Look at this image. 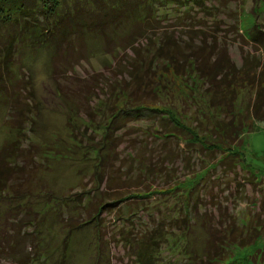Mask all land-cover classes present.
I'll return each instance as SVG.
<instances>
[{"label":"rangeland","instance_id":"rangeland-1","mask_svg":"<svg viewBox=\"0 0 264 264\" xmlns=\"http://www.w3.org/2000/svg\"><path fill=\"white\" fill-rule=\"evenodd\" d=\"M120 11L113 16L112 26L82 33V40L74 47L75 55L70 60L75 63L69 71L89 83L78 95L57 93L63 78L57 83L52 76L51 46L28 41L16 45L18 52L11 56L8 69L14 82L5 86L10 92L13 84L22 98H28L32 112L25 135H21L16 131L19 123L5 116L6 105L0 101V147L13 133L19 134L22 147V155L15 162L19 169L11 171L15 174L9 176L0 197V264H15L8 256L9 242L14 243V254L17 246L31 251L33 234L27 223L38 218L44 222V247L52 253L51 259L63 253L62 264H94L98 237L97 264H129L123 237L156 223L161 224L163 239L158 264H189L193 253L204 252L209 232L230 214L252 238L250 243L231 247L224 262L264 264V120H254L252 127L241 133L239 143L233 145L237 150L235 164L229 162L231 166L224 169L223 164L216 163L203 174L207 168L201 171L200 147L188 151L189 161L184 165L183 154L178 151L184 145L182 137L162 135L167 120L162 111L124 115L114 128L107 129L109 111L104 102L110 97L109 88L98 84L120 75L115 59L122 65L127 54L115 53V44L133 27L141 26L144 17L150 19L152 27L146 28L150 38L166 30L185 39L182 29H191L195 48L201 38L196 31L203 29L208 44L224 46L236 66L243 57L263 63L264 45L252 40L250 32L264 40V0H126ZM159 80L162 83L154 97L151 92L138 93L140 105L184 113L187 106L182 99V83L190 84L191 77L180 79L170 64ZM192 88L198 92L202 85L195 81ZM248 89H241L237 95L239 110L245 108L249 96L251 99ZM4 95L1 88L0 96ZM122 99L116 100L121 103ZM189 113L192 108L186 115ZM87 117L91 121L84 124L82 119ZM98 145L104 147L94 150ZM165 155L168 163L163 164L166 168L162 172L159 162ZM99 159V165H94ZM248 175L254 179H248ZM193 185L194 190L188 194ZM104 201L105 205H97ZM95 205L99 231L93 222L72 228L63 247L61 237L68 228L64 219L70 224L87 219ZM175 221L179 226L169 225Z\"/></svg>","mask_w":264,"mask_h":264},{"label":"trees","instance_id":"trees-1","mask_svg":"<svg viewBox=\"0 0 264 264\" xmlns=\"http://www.w3.org/2000/svg\"><path fill=\"white\" fill-rule=\"evenodd\" d=\"M125 1L0 0V84L6 93L4 97L0 96L3 99L0 101L6 105L5 116L7 115V118L12 119L16 124L19 123L16 128L19 134L25 135L32 109L28 105L29 99L22 98L20 92L13 89V84L10 85V92H7L5 86L7 83L14 82L8 76V69L11 56L18 52L17 43L28 41L30 44H42L44 42L48 47L51 46L52 76H56L57 83L61 82L59 80L63 78V83H59L62 87L58 86L57 93L67 96L78 95L83 88L89 87V83L87 79L73 76L69 71L73 65L70 58L75 55L74 47H78L79 41L82 40V33L95 32L94 29L102 30L104 25L112 26L113 16L120 14L123 5L125 6ZM205 11L209 10L205 9ZM137 20L140 21L139 18ZM142 21L141 26L133 27L122 40L115 44V53L126 52L127 54L122 59V65H118V59H115L114 66L120 69H118L120 75L115 74L107 83H98L104 88H109L108 95L110 97L104 102L106 103L105 110L109 111L107 129L114 128L117 119L124 115L136 116L143 112L147 113V111H162L167 116V120L163 123L162 135L169 139H181L182 137L184 145L178 151L183 154L180 157L184 165L189 161L188 151H197L198 147H200L201 154L203 153V156L200 157L201 171L207 168L203 174L214 168L216 163L223 164L224 169L235 164L234 158L237 150L233 148V145L235 147V144L239 143L241 133L250 129L254 120H264V62L258 64L256 58L253 63L251 60L254 57H243L241 64L236 66L226 53L224 46L208 44V40L205 38L207 31L203 29L196 31L198 35H201V38L198 37L200 41L195 45V48H192L191 44V40L194 39L191 36L193 33L190 32L191 29H182L186 36L185 39L181 35H175L174 31L167 32L166 30L161 31L158 35L151 34L152 38H150L146 31L147 27H152L149 24L150 19L144 17ZM141 36L143 40H140ZM250 37L264 45V40L257 39L251 32ZM170 64L179 74L180 79L191 77L190 84L182 83L185 87L182 99L187 106L185 112L187 113L192 108V113L188 115L178 109L168 108L163 111L159 106L140 105L142 102L138 93L142 91L146 95L151 92L154 97L159 90L160 75L166 71ZM195 81H199L202 85L198 92H194V88H192ZM96 87H94L95 90ZM248 87L252 94L251 99L249 96L245 108L239 110L236 105L237 95L241 89ZM119 96H122L123 99L121 103L118 101L119 104H117L116 99L120 98ZM200 103L206 105V108ZM210 109L212 110L207 112ZM199 114L202 115L197 119ZM82 121L87 124L91 118L87 117ZM18 135L13 133V136L0 147V197L9 183V176L15 174H12L11 171L16 172L19 169L15 164L18 156L22 155V147L18 144L20 141ZM107 135L105 132L104 137L106 138ZM103 147L104 145H98L93 149L101 150ZM164 157L159 162V170L162 168V172L166 168L163 164L168 163V156ZM213 158L215 159L212 160ZM100 162L99 159L94 165H99ZM237 169L240 170L239 167ZM246 177L254 179L251 175ZM242 178L244 177L242 176ZM236 183L239 182L236 181ZM193 190L194 185L188 189L187 193L190 194ZM116 197L119 200L121 195ZM47 203V200L43 202L42 207ZM104 203L105 201L97 203V205L102 206ZM95 207L96 205L92 207L93 213H89L87 219L80 222L70 224L67 218L64 219L68 228L65 227L67 231L61 237L63 247L67 243L72 228L93 222L97 226L96 231H99L100 222L96 220L97 210ZM121 218L126 219V217ZM185 219V216L180 219L182 224L185 223ZM43 225L44 222L41 218H38L36 222L27 223V227L31 228L30 233L33 234L30 244L31 251H22L17 246V254H14V243L9 242L8 256L13 259L15 264H62L64 254L55 255L51 259L52 253L47 252L43 245ZM169 225L179 226L176 221L173 225ZM217 225L209 232V242L204 252L202 254L193 253L189 264L191 262L192 264H237L234 261L224 262V257L231 251V247L250 243L252 238L250 233H243L246 230H243L242 225L232 214L228 217L225 215V220L220 221ZM160 226V223H156L123 237L122 246L129 253H127L130 258L129 264H158L159 247L163 242ZM248 227L251 228V226ZM98 239L100 238L98 237ZM98 239L95 243L96 260L94 264L98 263L100 256Z\"/></svg>","mask_w":264,"mask_h":264}]
</instances>
